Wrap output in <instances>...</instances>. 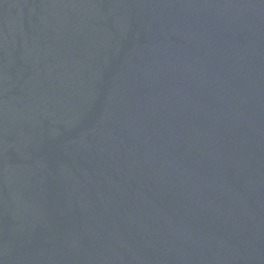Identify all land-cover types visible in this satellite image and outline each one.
Instances as JSON below:
<instances>
[{
  "label": "water",
  "instance_id": "obj_1",
  "mask_svg": "<svg viewBox=\"0 0 264 264\" xmlns=\"http://www.w3.org/2000/svg\"><path fill=\"white\" fill-rule=\"evenodd\" d=\"M0 264H264V0H0Z\"/></svg>",
  "mask_w": 264,
  "mask_h": 264
}]
</instances>
